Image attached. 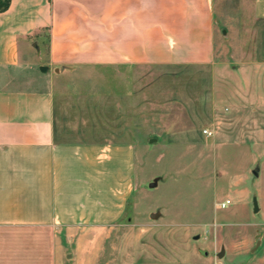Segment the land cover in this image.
Wrapping results in <instances>:
<instances>
[{"label": "crops", "instance_id": "1", "mask_svg": "<svg viewBox=\"0 0 264 264\" xmlns=\"http://www.w3.org/2000/svg\"><path fill=\"white\" fill-rule=\"evenodd\" d=\"M213 4L10 0L0 12V264H60L72 235L121 218L135 145L81 139L75 102L111 98L114 118H132L139 67L212 65ZM253 14L264 20V0H253ZM96 74L117 85L87 86Z\"/></svg>", "mask_w": 264, "mask_h": 264}, {"label": "rangeland", "instance_id": "2", "mask_svg": "<svg viewBox=\"0 0 264 264\" xmlns=\"http://www.w3.org/2000/svg\"><path fill=\"white\" fill-rule=\"evenodd\" d=\"M213 17V64L139 67L132 118L111 98L75 102L81 139L135 145L134 186L121 218L72 235L60 264H264V20L253 0H214ZM100 77L85 83L117 85Z\"/></svg>", "mask_w": 264, "mask_h": 264}, {"label": "trees", "instance_id": "3", "mask_svg": "<svg viewBox=\"0 0 264 264\" xmlns=\"http://www.w3.org/2000/svg\"><path fill=\"white\" fill-rule=\"evenodd\" d=\"M10 0H0V12L6 11L9 7Z\"/></svg>", "mask_w": 264, "mask_h": 264}, {"label": "built area", "instance_id": "4", "mask_svg": "<svg viewBox=\"0 0 264 264\" xmlns=\"http://www.w3.org/2000/svg\"><path fill=\"white\" fill-rule=\"evenodd\" d=\"M202 133H203V135H205V136H210L211 135V132L210 131H208V130H202ZM227 204H228V202H226ZM226 206V204L224 203L223 205H222V208H224Z\"/></svg>", "mask_w": 264, "mask_h": 264}, {"label": "water", "instance_id": "5", "mask_svg": "<svg viewBox=\"0 0 264 264\" xmlns=\"http://www.w3.org/2000/svg\"><path fill=\"white\" fill-rule=\"evenodd\" d=\"M156 185H157V182L153 181L152 183L149 184V188H154V187H156ZM254 207H256V206H254ZM155 216H157V215L156 214H151V218L155 217Z\"/></svg>", "mask_w": 264, "mask_h": 264}]
</instances>
